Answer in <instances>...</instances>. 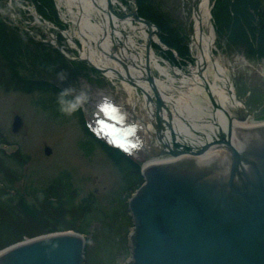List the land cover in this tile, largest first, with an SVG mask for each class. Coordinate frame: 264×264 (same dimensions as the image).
Masks as SVG:
<instances>
[{"label":"rangeland","instance_id":"1","mask_svg":"<svg viewBox=\"0 0 264 264\" xmlns=\"http://www.w3.org/2000/svg\"><path fill=\"white\" fill-rule=\"evenodd\" d=\"M52 1L58 23L52 21L49 23L58 27L60 31L71 34L75 40L74 46L62 34L36 22L35 12L39 5L37 1L0 0V18L9 29L1 32L0 40L6 41L7 46L14 47L22 75L32 78L36 69L47 75L48 71L40 63V57L44 56L39 49L41 45H34L28 36L34 41L37 38L47 40L50 47L57 48L66 59L64 69L60 70L56 75L57 78L53 80L74 97L84 114L87 126L97 139L109 146L119 148L134 161L146 163L153 158L167 157V155L154 156L152 149L157 146L151 147L152 140L149 134L143 133L139 128L140 122H147L148 118L143 106V91L137 89L128 93L120 80L108 78L98 70L89 67L86 62L78 60L82 44L76 34L77 27L72 22L65 3L61 0ZM120 1L121 4L114 8L118 13L122 14L124 11L127 14L135 13L140 16L136 0ZM141 3L145 9L149 7L164 16L173 18V21H169L172 24L171 27L174 26L181 34L176 35L174 40L179 51L161 39V33L169 34V30L161 32L155 22L146 18L158 27V32L154 34L157 42L153 41L152 46L162 62H169L172 66L187 70L195 63L189 50L192 14H186V11L193 6L194 0H141ZM214 3L215 0L210 1V22L216 35L214 54L225 63L235 62L237 57L245 59L244 63L237 62L230 73L236 96L244 102L242 105L238 101L240 102L238 108L231 106L233 115L235 116L236 110L242 114L248 111L251 116L247 121L255 120L250 124L263 123L264 60L256 53V48H250L254 51L244 50L246 47L241 40L235 45V36L232 41L227 38L226 28L222 23L216 24L214 19ZM44 4L41 8L51 9ZM14 20L17 22L20 20V27L24 30L15 29L12 24ZM238 32H241L240 26ZM12 36L14 39H11ZM137 40L141 42L139 37ZM154 74L160 80H164L158 72L154 71ZM66 98L61 93L54 94L51 88L46 87L31 90H6L0 87V157L14 168L16 165L7 156L9 153L20 150L19 152L27 157L26 163L21 167L22 177L14 183V187L22 192L28 211L33 210L34 203L33 197L28 194L29 191L47 186L60 173L67 172L70 174L71 184L76 192L75 201L90 195L94 200V208L102 211L101 215L108 219L111 209L117 205L116 198L127 193L123 189L126 185L124 165H118L110 156L111 152L90 138L79 121L76 105ZM15 115L22 120V126L17 131L12 130ZM128 140L134 143L133 152L126 151ZM88 141H92L93 148L90 150L86 147ZM139 169L141 170V167ZM0 178H2L1 175ZM3 184L6 182H0V186ZM93 225L94 222L89 223L90 230ZM123 225H125L124 220ZM72 231L75 230L72 229ZM89 236L90 234H87L88 238ZM128 259V254H125L119 256L117 262L125 264Z\"/></svg>","mask_w":264,"mask_h":264},{"label":"water","instance_id":"2","mask_svg":"<svg viewBox=\"0 0 264 264\" xmlns=\"http://www.w3.org/2000/svg\"><path fill=\"white\" fill-rule=\"evenodd\" d=\"M131 15L151 28L146 42L149 49L151 33L158 32V27L149 19ZM78 59L104 72L80 54ZM154 92L159 128L162 102ZM235 98L244 105L236 92ZM250 116L248 111H235L237 122ZM21 126V117L15 115L12 130ZM160 133L161 129L158 139ZM225 133L196 150L172 136L171 146L162 140L154 153L170 159L138 161L143 182L127 200L132 227L130 257L125 264H264V122L237 125L235 140L236 135L243 140L240 146L232 142L229 124ZM215 144L228 151L226 170L223 163L199 165L191 158H177L181 151L201 154ZM85 245L86 237L77 231L41 234L1 249L0 264H85Z\"/></svg>","mask_w":264,"mask_h":264},{"label":"bare ground","instance_id":"3","mask_svg":"<svg viewBox=\"0 0 264 264\" xmlns=\"http://www.w3.org/2000/svg\"><path fill=\"white\" fill-rule=\"evenodd\" d=\"M61 1L65 3L77 27L76 34L82 44L80 56L102 68L106 77L120 80L128 93L137 89L143 91V106L148 118L147 122H140L139 128L149 134L153 145H162L163 140L171 146L174 136L173 139L179 143L196 150L197 147L219 140V134L226 132L228 124L233 132L234 145L243 143L238 135L235 140L237 125L249 127L254 125L250 123L255 120H235L232 107L238 108L240 102L235 98L230 73L237 62L244 63L245 59L237 57L235 62L225 63L214 54L216 35L210 22L211 0H194L195 10L189 12L192 14L189 50L195 63L187 70L161 61L152 46L153 41L157 42L154 32L149 40L150 48H146L151 28L135 21L131 14L120 15L114 9L121 4L120 0ZM63 33L74 46V37ZM154 71L164 80H160ZM154 91L162 102L159 128L155 121ZM160 129L162 138L158 139L156 134ZM242 135L247 137L243 131ZM126 144V150L133 152L134 143L128 140ZM214 146L207 147L201 154L181 151L177 158H191L199 165L223 163V169L226 170L228 151L222 144ZM170 158H153L148 162H162Z\"/></svg>","mask_w":264,"mask_h":264},{"label":"trees","instance_id":"4","mask_svg":"<svg viewBox=\"0 0 264 264\" xmlns=\"http://www.w3.org/2000/svg\"><path fill=\"white\" fill-rule=\"evenodd\" d=\"M33 1H37L39 4L37 11L45 19L58 23L52 8V0H45L46 2L43 3L40 1L39 3L38 0ZM136 1L139 15L155 22L161 32L169 30V34L161 33V39L179 51L174 40L176 35L181 34L174 26L171 27L172 24L169 21H173V18L164 16L149 7V9H145L141 0ZM41 3H47L44 5L51 7L52 10L49 7V10L44 7L47 10L45 11L41 8L43 6ZM213 16L216 24L222 23L226 28L225 35L230 41L235 36V45L241 40V43L246 47L244 50L249 49L250 51V48H256V53L264 60V0H215ZM13 26L15 29L24 30L20 24ZM239 26L241 27L240 33L238 32ZM217 28L220 29L218 26ZM4 29H8V25L0 18L1 36ZM171 30L173 31L171 32ZM11 35H13L12 31ZM28 38L34 45H41L39 49L44 56L40 57V63L48 71L47 75L37 69L34 70L35 77L29 78L22 75L21 65H19V58L14 53V47H9L6 45V41L0 40V87L6 90H31L46 87L51 88L56 95L61 93L67 97L66 99L70 103L76 105L79 121L90 138L111 152L110 156L118 165H124L126 185L123 189L127 193L116 198L117 205L111 209V213L106 219L101 215L102 211L94 208V200L90 195L75 201L76 192L72 187L70 174L62 172L47 186L33 188L29 191L28 194L34 199L33 210L30 212L26 209L27 205L22 192L14 187V183L22 177L21 167L26 163L27 157L22 155L20 150L9 153L7 156L15 163V168L0 157V175L2 177L0 182H6L0 186V250L24 238L74 229L86 235L85 264H118L119 256L128 254L130 257L128 234L132 227V219L127 208V200L143 182L140 166L119 148L109 146L97 139L87 126L84 114L74 97L53 80L65 67L66 59L59 53L60 51L57 48H51L47 42L34 41L30 36ZM11 39L14 37L12 36ZM54 53L56 56H52ZM35 57L38 58V56ZM91 143L92 141H88L86 144L87 150L93 148ZM123 220L125 225H123ZM91 222H94L92 230L88 227ZM87 234H90L89 238Z\"/></svg>","mask_w":264,"mask_h":264}]
</instances>
